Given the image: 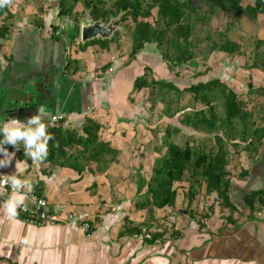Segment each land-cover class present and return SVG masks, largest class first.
<instances>
[{"label":"crops","instance_id":"crops-1","mask_svg":"<svg viewBox=\"0 0 264 264\" xmlns=\"http://www.w3.org/2000/svg\"><path fill=\"white\" fill-rule=\"evenodd\" d=\"M35 10L29 7L16 16L17 28L0 49V91L5 92L0 123L10 118L24 121L42 107L47 124L61 113L58 123L81 133L90 118L101 125V139L117 149V159L99 172L97 164L81 163L79 173L77 166L34 162L18 142L12 162L0 170L28 179L31 192L45 198L49 210L71 211L75 220H88L91 229L86 236L73 229L76 221L28 223L19 208L18 217L10 219L0 199V264H264V205L255 201L251 210L245 202L251 192L264 193V140L243 165L245 174L231 178L230 205L217 200L211 210L201 207L202 215H197L187 202L180 207L185 211L177 213L178 192L173 205H144L154 161L165 152L158 141L163 134L157 130L163 116L154 123L144 119L153 111L148 107L151 99L135 101L131 96L150 90L136 92L134 80L145 66L162 79H170L157 74L166 70L177 78L175 68L154 44H145L134 59L120 54L112 38H95L83 47L81 21L73 40L62 34L73 25L63 18L52 21L59 26L58 34H44L46 18L37 14L43 20L37 27V16L30 15ZM214 54L228 55L217 50ZM68 60L73 63L66 67ZM192 78L178 80L184 86ZM4 147L14 150L10 144ZM8 158L0 153V159ZM21 191L25 203L31 204L27 188Z\"/></svg>","mask_w":264,"mask_h":264},{"label":"trees","instance_id":"trees-1","mask_svg":"<svg viewBox=\"0 0 264 264\" xmlns=\"http://www.w3.org/2000/svg\"><path fill=\"white\" fill-rule=\"evenodd\" d=\"M57 1L55 17L67 16L72 19L73 25L62 32V34L66 33L71 40L78 36L80 24L77 13L74 12V4L82 2L86 7V15L89 17L85 18L87 21L102 19L108 22L110 17H115L120 12L122 14L118 21H125L128 18L133 21L130 59H134L145 44H154L169 65L171 61L176 60L181 64H187L186 67L191 69L195 67L190 65V62L194 63L193 42L191 40L194 23L197 20L203 22L206 19L196 8L200 9L201 5H206L209 6L210 12L228 9L237 15H245L254 19L259 14H264V0H253L251 4L245 6L241 4V0H197L199 5H195V0H149L147 4L143 0H114L112 9L105 8L104 0ZM11 3L12 0H8L7 4L0 7V49L12 37V20L17 15L12 10ZM154 7L157 14L156 26L148 19L152 14L151 8ZM36 26H43L41 20L37 21ZM49 27L53 29L54 33L59 26L55 23ZM168 31L172 33L167 37ZM56 37L59 38L60 35ZM94 41L92 40L90 43ZM262 42L259 40L257 45L259 46ZM86 45L88 43L82 46L85 47ZM163 46L164 48H162ZM170 47H173V50ZM211 49L225 52L228 55L240 54L238 43L229 39H226L222 44L212 42ZM255 56L250 66L252 68L259 67L257 54ZM71 63L73 62L68 61L66 67L67 65L70 66ZM170 67L173 66L170 65ZM204 74L206 75V73L200 72L197 74L198 76L192 75V80L180 87L170 79H155L152 76L151 67L145 66L144 73L134 80V90L137 92L142 88H148L151 93L154 90L158 95L165 94L176 103L183 93L191 94L193 101L200 103L201 107L191 108L190 106L177 105L173 114L179 113V122L189 125L195 130H212L219 119L227 124H231L232 120L236 118L245 122L251 116V112L246 110L247 102L243 95L236 92L230 84L224 82L220 77L212 76L214 73L210 74L207 80L202 78ZM147 76H150V79H147ZM249 85L251 84L248 83ZM247 90L249 92V87ZM3 93L5 92L0 94V102L5 99ZM217 99H220L221 102V115H218L216 111ZM0 112H4L1 106ZM100 128L101 125L90 118L86 119L85 124L82 125L81 133L75 128L64 127L62 122L54 127L48 126L47 131L54 135V140L48 141V154L43 161L53 162L61 166H77L79 173L82 171L81 163L83 165L95 163L97 164L96 172L102 171L117 159V149L111 146L109 142L101 139L99 136ZM177 132H180V128L171 124L166 125L163 129L162 143L166 149L154 161L153 174L150 178L151 184L147 190L149 198L146 199L144 205L159 208L165 205H173L177 196V188L174 184L182 179L188 167L193 169V183L197 180H203L205 192L207 194L215 192L213 201L221 200L224 204L230 205L228 193L231 187V178L227 169L229 151L226 147V139L221 135H215V145H211L210 149L201 148L194 151L189 143L186 142L185 146H182L172 139V134ZM250 138L248 145L250 144L249 147L255 153L264 140V125L254 126ZM240 174L243 176L245 173L241 171ZM187 196L188 205H191L195 191L189 190ZM255 201L264 205L263 191H255L245 195V202L251 210L254 209Z\"/></svg>","mask_w":264,"mask_h":264},{"label":"rangeland","instance_id":"rangeland-1","mask_svg":"<svg viewBox=\"0 0 264 264\" xmlns=\"http://www.w3.org/2000/svg\"><path fill=\"white\" fill-rule=\"evenodd\" d=\"M113 1L114 0H104L105 8L112 9ZM144 1H146V4L149 2V0H143V2ZM57 2V0H12L11 8L14 12H16L18 18L20 15L25 14L26 8L27 10L29 7L36 9L35 11L37 12H32L30 15L35 14V16H37V14H43L46 18L47 25L46 27L42 28V33L50 34L51 32L48 31V28L49 26L54 25L52 21H54L56 18L55 14ZM194 2H196L195 5H199L197 0ZM252 2L253 0H241V4L243 6L246 4H251ZM85 9L86 7H84L82 2H77L74 4V12L77 13L79 22H82L85 20V18H89L86 15L87 12ZM196 9L202 15V17H206V19L203 22L197 20L194 23L195 26L193 34L191 35V40L193 42L194 63L190 62V65H194V69L187 67L180 69L179 66H173L176 70L177 78L173 76L171 77V73H168V70H166L164 73L159 71L157 74L160 77L162 76L165 78H172L174 82L180 85V87H182V85L181 81L178 80L179 77L189 78L191 75L196 76L200 72L206 73V75L213 73L219 75L224 82L230 84L235 89V91L243 95L244 99L246 100V110L251 112V116L245 120L247 124L245 125V122L240 118L233 119L231 124H227L219 119L216 121V124L212 130L209 131L195 130L189 125L181 124L179 122L180 114H171L176 110L177 105H181L182 107L190 106L191 108L201 107L200 103H195L193 101L192 95L189 93H183L181 97H179L180 99L178 103H176V101H172L165 94H156L154 90L152 93L150 91H141L139 94L134 93V96H131V98L135 101L142 100L144 102L146 97L151 99V104L148 107L152 106L153 111L150 113L147 111L148 107H145L148 113L145 114L147 117H144V119L148 120V122L152 121L154 123L157 121V119H159L157 118L158 116H163L159 120L157 127V130L161 135L163 134V129L166 127L165 125L167 123H172L173 126L179 127L180 132L173 133L172 139L182 146H185L187 142L192 146L194 151H198L201 148L208 150L210 149L211 145H215V135H221L224 137V139H226V147L229 151V163L227 165V169L229 171L230 178H240L241 169L244 168L243 165L247 160L252 159L255 155L252 148L249 147L250 144L248 145V141L251 139V130L254 126L264 125V14H259L254 19L245 15H237L233 11H228V9L210 12L209 6L206 5H201L200 9ZM151 12L152 14L148 19L153 25L156 26V8H151ZM32 17L34 16L32 15ZM60 18H63L62 20L66 22L67 25H72V19L69 17L64 16ZM40 20L43 21L41 17L37 16V21ZM15 22L16 18L12 20L13 30L17 28L15 27ZM117 24L120 26V29L112 37V44L120 47V54H129L132 48L131 30L133 28V21L128 18L125 21H118ZM171 33V31H168V35L166 36H170ZM226 39L238 43L240 47V54H232L231 56L221 54L219 56H215L216 54L214 53L216 50L211 49L212 42L222 44ZM259 40L263 42L258 46L257 44ZM162 48H164V46ZM170 49L173 50V47H170ZM256 54L259 67L252 68L250 66L254 61V56ZM226 64H229V67L233 68L234 70L231 68L225 69L222 67V65ZM152 76L155 79L158 78L156 74ZM146 78L150 79V76H147ZM248 83L251 85L248 86ZM248 87L249 92L247 90ZM216 111L218 115H221L222 106L220 99H217ZM162 137L164 136H160L158 138L160 143L159 146L161 149H166V146L162 143ZM192 171V167H188L182 179L178 182H175L174 184V186L177 188V192L180 197L179 199L181 201L179 203V208L176 211L177 213L181 210L185 211V209H182L185 207L183 206V203H186L187 205V193L189 190H191L195 191V198L192 203H196L195 206H193L191 203V213L202 215L201 212H199L200 209L202 210L203 208L204 210H211V207L213 208L215 192L207 194L205 192V184L203 180H197L193 183ZM148 182L151 184L150 180H148ZM200 219L201 217L199 220Z\"/></svg>","mask_w":264,"mask_h":264},{"label":"clouds","instance_id":"clouds-1","mask_svg":"<svg viewBox=\"0 0 264 264\" xmlns=\"http://www.w3.org/2000/svg\"><path fill=\"white\" fill-rule=\"evenodd\" d=\"M8 3V0H0V7ZM50 126L45 121L44 109L41 107L37 112L24 121L18 118H10L0 123V153L9 158L0 159V168L7 167L15 156V151L19 150L18 142H22L25 155L29 156L34 162L42 161L48 154V141L54 140V135L47 131ZM10 144L13 151L9 152L4 146ZM0 185H8L11 193L3 201V208L10 219L18 217V208L27 209L25 204V193L22 188L32 191L33 185L28 179H20L15 174H3L0 176ZM7 190L0 187V196ZM34 199V197H33ZM42 203V202H41Z\"/></svg>","mask_w":264,"mask_h":264},{"label":"built area","instance_id":"built-area-1","mask_svg":"<svg viewBox=\"0 0 264 264\" xmlns=\"http://www.w3.org/2000/svg\"><path fill=\"white\" fill-rule=\"evenodd\" d=\"M48 31L52 33L53 29L49 27ZM59 32L60 30H57L54 33L58 34ZM51 33L49 35H51ZM63 117L64 115L61 113L52 115L48 120V125H50L49 127L56 126L58 122L63 119ZM3 174L6 173L0 170V176ZM0 187L7 190L3 196H0V199L5 200L7 195L10 194L12 190L8 185H0ZM21 190H25V188H22ZM27 196L31 204L25 203L27 205V209L23 210L22 208H19V210L24 214V220L28 223H34L37 225L57 223L70 224L72 221H76L73 225V229L81 231L86 236L90 235L91 225L88 220H75L74 213L65 210L62 207L49 210V208H47L46 199L36 195L35 193L29 192Z\"/></svg>","mask_w":264,"mask_h":264},{"label":"water","instance_id":"water-1","mask_svg":"<svg viewBox=\"0 0 264 264\" xmlns=\"http://www.w3.org/2000/svg\"><path fill=\"white\" fill-rule=\"evenodd\" d=\"M121 12L115 16L110 17L108 22L102 19L93 21L83 20L80 24V40L82 44L95 38L99 39H111L115 33L120 29V26L116 22L121 17ZM171 66H179L180 69H184L187 64H181L179 61L173 60L170 62ZM8 87V86H7Z\"/></svg>","mask_w":264,"mask_h":264}]
</instances>
